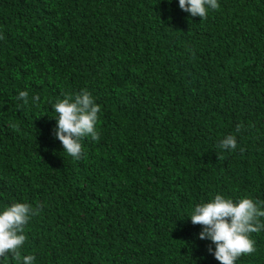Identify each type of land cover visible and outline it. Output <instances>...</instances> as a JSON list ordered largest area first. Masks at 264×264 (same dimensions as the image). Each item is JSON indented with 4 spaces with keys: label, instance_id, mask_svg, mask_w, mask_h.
<instances>
[{
    "label": "trees",
    "instance_id": "obj_1",
    "mask_svg": "<svg viewBox=\"0 0 264 264\" xmlns=\"http://www.w3.org/2000/svg\"><path fill=\"white\" fill-rule=\"evenodd\" d=\"M218 3L202 20L179 0H0V214L39 206L0 264H220L190 216L264 202V0ZM83 90L100 139L76 160L54 105ZM251 239L236 264H264Z\"/></svg>",
    "mask_w": 264,
    "mask_h": 264
},
{
    "label": "clouds",
    "instance_id": "obj_2",
    "mask_svg": "<svg viewBox=\"0 0 264 264\" xmlns=\"http://www.w3.org/2000/svg\"><path fill=\"white\" fill-rule=\"evenodd\" d=\"M179 7L192 17L207 19L209 10H218V0H179ZM28 92L21 91L17 97L28 103ZM38 103L40 97L32 98ZM57 113V127L54 136L64 148V153L79 160L83 157L81 141L90 138L99 141L100 133L97 130L98 113L101 108L97 105L91 93L83 90L75 95L57 102L54 105ZM243 125H237L239 132ZM224 150H235L237 140L234 135L224 138L220 144ZM244 149L241 148V152ZM220 159V157H219ZM38 208H33L28 203H14L0 214V259L7 260L9 254L12 258L21 261L20 249L25 244L27 237L24 234L25 226L30 218L38 213ZM264 202L242 198L234 202L231 198L216 195L211 202L202 203L194 208L190 216L193 225L202 226L199 239L210 240L215 245V251L209 246L208 251L214 255L220 264H236L244 255L256 252L255 241L251 239L252 233H259L264 229ZM35 257L24 256L22 264H33Z\"/></svg>",
    "mask_w": 264,
    "mask_h": 264
}]
</instances>
